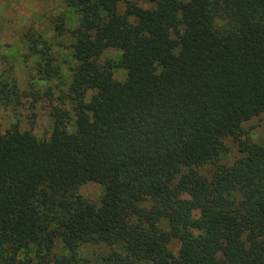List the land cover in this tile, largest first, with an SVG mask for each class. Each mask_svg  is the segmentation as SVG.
<instances>
[{"label": "trees", "instance_id": "obj_1", "mask_svg": "<svg viewBox=\"0 0 264 264\" xmlns=\"http://www.w3.org/2000/svg\"><path fill=\"white\" fill-rule=\"evenodd\" d=\"M151 3L66 0L73 117L55 109L49 139L0 133V264H79L99 238L104 264H264V146L241 139L264 112V0ZM51 47L32 48L47 73ZM109 48L124 81L97 62ZM21 97L0 79L1 105ZM228 138L242 157L217 165ZM88 183L101 205L79 194Z\"/></svg>", "mask_w": 264, "mask_h": 264}, {"label": "rangeland", "instance_id": "obj_2", "mask_svg": "<svg viewBox=\"0 0 264 264\" xmlns=\"http://www.w3.org/2000/svg\"><path fill=\"white\" fill-rule=\"evenodd\" d=\"M123 1L133 2L144 9L152 7V0ZM77 22L78 16L67 7L66 0H0V79L15 87L22 96L11 104H0V133L18 126L22 131H31L39 139H49L55 125V109L69 110L73 117V106L66 97L76 66L72 32ZM35 40H47L52 46L49 73L44 68L47 59L37 52V48L45 46L40 43L36 50L32 49ZM122 58L119 49L109 48L97 62L103 66L112 65L114 78L124 81L127 73L120 67ZM73 122L74 119L68 122L70 129H73ZM241 139L264 146V112L244 124ZM225 147L217 165H230L242 157L235 139H226ZM217 165L209 163L197 170L211 179ZM78 192L98 206L104 198V188L97 183H88ZM161 227L168 228V221L163 220ZM170 247L177 256L180 242L174 240ZM55 252L67 254L60 241ZM110 253L111 248L99 238L80 247L79 264H104V258Z\"/></svg>", "mask_w": 264, "mask_h": 264}]
</instances>
